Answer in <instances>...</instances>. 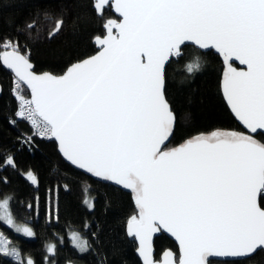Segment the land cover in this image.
<instances>
[{"label":"snow or ice","instance_id":"snow-or-ice-1","mask_svg":"<svg viewBox=\"0 0 264 264\" xmlns=\"http://www.w3.org/2000/svg\"><path fill=\"white\" fill-rule=\"evenodd\" d=\"M107 3L94 5L99 15ZM114 8L123 19L106 23L108 35L96 38L101 50L62 76L35 74L18 41L3 44L0 62L31 89V99L13 89L16 118L33 128L21 142L54 137L73 165L130 188L139 214L130 218L128 233L139 241L144 264H154L152 233L160 227L179 242V264H206L211 254L246 257L264 248V208L257 203L264 195V144L240 133H212L161 149L176 120L164 92L165 62L183 55L185 41L247 66L228 65L224 94L244 125L264 129V0H116ZM49 20L47 35L54 38L64 19ZM186 70L198 71L199 58ZM4 166L15 168L14 157ZM26 175L36 181L30 171ZM10 199L0 200V220L32 237L31 228L15 224ZM72 236L81 251L88 249L78 233ZM0 239V254L34 264ZM169 256L163 264H174Z\"/></svg>","mask_w":264,"mask_h":264},{"label":"trees","instance_id":"trees-1","mask_svg":"<svg viewBox=\"0 0 264 264\" xmlns=\"http://www.w3.org/2000/svg\"><path fill=\"white\" fill-rule=\"evenodd\" d=\"M93 4L94 0H0V51L5 50L4 43L18 41L35 72L63 73L72 63L96 52L93 38L104 35L105 21L114 17L110 6L98 15ZM46 17L64 19L62 31L54 38L47 35L53 21L45 23ZM32 21H38L37 27L29 30L26 25ZM181 51L183 55L173 58L165 69V97L176 116L165 148L214 131L246 134L220 92L225 70L234 64L226 65L212 50L203 52L185 45ZM196 58L199 70L188 72L186 66ZM12 78L0 64V200L11 198L13 220L27 225L34 235L24 236L0 220L4 237L20 251L21 260L30 258L34 264H64L69 260L82 264H141L134 239L125 230L130 218L139 214L132 193L66 163L52 139L34 137L36 148L23 144L19 138L31 130L25 120L15 116L17 100L10 91ZM252 138L264 144L263 133ZM8 156L14 157L15 168L4 166ZM29 171L36 177L35 182L26 176ZM87 199L91 200V208ZM259 204L264 207V195ZM50 212H55V217L49 216ZM72 230L88 243L84 253L70 244L68 233ZM49 245L55 246L54 253L48 252ZM167 248L177 258L174 242L164 234L158 235L154 240L155 259ZM207 263L264 264V250L244 259H207ZM0 264H20V260L0 254Z\"/></svg>","mask_w":264,"mask_h":264},{"label":"water","instance_id":"water-1","mask_svg":"<svg viewBox=\"0 0 264 264\" xmlns=\"http://www.w3.org/2000/svg\"><path fill=\"white\" fill-rule=\"evenodd\" d=\"M115 2H116V0H108V3L105 4L104 7H103V9H104L106 6H110V7H111V12H112V14L114 15V17H113V18H109V19H107V20L105 21V23H104V25H103L104 30H105L104 35H102V36H96V37L93 38L92 42H93V44H94L95 47H96V52L93 53V54L90 55V56H87V57H85V58H83V59L77 61V62L72 63L71 65H73V64H75V63H78V62H80V61H83V60H85V59H88V58H90V57H92V56H95V55L101 50V49H100V46H99V43H98V41H97L96 38H97V37L104 38V37H106V36L108 35V32H107V29H106L105 25H106V23H107L109 20L117 21V22L122 21L123 17H122L118 12L115 11V8H114ZM97 3H99V0H94L93 8H94V5L97 4ZM94 9H95V8H94ZM95 11H96V10H95ZM96 13H97V11H96ZM97 14H98V13H97ZM98 15H99V14H98ZM185 45L193 46V47H195V48H197V49H199L200 51H203V52H205V51H209V50H212L213 52L219 54V55L223 58V60H224V62H225L226 65H228V63H232V64H234L235 66L232 65L231 67L237 69L238 71H240V70H245V71H246V70H247V66H246V65H242V64H241L238 60H236L234 57H230L229 60L226 62L225 59H224V57H223V55L220 54V52H219L217 49H215L214 47L209 46V48H207V49H200L198 46H196V45L194 44V42H191V41H185L184 44L182 45V47L185 46ZM182 47H181V48H182ZM7 50L10 51L11 49H7ZM173 58H176V57H172V58H170L169 61H166V62H165V69H166V66L170 63V61H171ZM29 62H30V60H29ZM0 64H1V66H2L4 69H6V70L8 71L13 77H15L14 72H12L10 69H8L6 66H4L2 62H0ZM30 64L32 65V69H31V70L34 71L33 64H32L31 62H30ZM71 65H70V66H71ZM70 66H68V68H69ZM68 68H66V70H65L63 73L59 74V75L52 74V73H50V72H40V73L35 72V71H34V72H35V74H37V75H42V74H44V73H48V74L53 75V76H62V75L65 74V72L68 70ZM227 68H228V67H227ZM227 68H226V70H225V73H226V71H227ZM225 73H224V77H225ZM224 77L222 78V80H221V82H220V92H221L222 98H223V100H224V102H225V104H226L228 110L230 111V113L232 114V116H233L236 120H238V121L240 122L241 126H242L243 129L245 130V133H246V134H243V135L253 137V136L256 135L257 133H263V134H264V129H257L255 132H252V131H251L246 125L243 124L242 121H240V120L235 116L234 112H233L232 109H231V106H230L229 103H228L227 97H226L225 94H224V90H223V81H224ZM15 78H16V77H15ZM21 83L25 86V88H26V90L28 91V94H29V96H30V99H31V89L27 86V84H25V83H23V82H21ZM164 86H165V84H164ZM174 125H175V124H174ZM212 133H235V132H234V131H227V132H217V131H214V132H211V133H209V134H207V135H200V136H211ZM171 134H172V132L169 134L167 140H166V141L164 142V144L161 146V149H162L163 151H168V150H171V149H173V148H177V147H179L180 145L184 144V143L187 141V140H186V141H184L182 144H179V145H177V146H175V147H172V148H165V146H166V145L169 143V141H170ZM197 137H198V136H197ZM191 139H192V138H191ZM252 139H253V138H252ZM52 140H54V141L56 142V145H57V151H58L59 155L61 156V158H62L66 163L72 165L73 167H75V168H79L77 165H73L70 161L67 160L66 157L63 156L62 152L60 151L59 142H58L54 137H52ZM188 140H189V139H188ZM83 170H86V169H83ZM92 175L95 176L93 173H92ZM107 180H108V179H107ZM108 181H109L111 184L118 186L120 189H122V190H124V191L131 192V193H132V201H133V203H134L135 205H137V204H136V200H135V193H134L130 188H126L123 184H119V183H117V182L114 181V180H108ZM259 198H260V196L257 197V203H258V205L260 206V204H259ZM260 207H262V206H260ZM262 208H264V207H262ZM157 223H158V222H157ZM128 225H129V221H128V222L126 223V225H125L126 233L129 235V233H128ZM160 234H164L165 236H167L169 239H171V240L174 242V244L176 245V248H177V252H178V256H177V258H176V253H175L171 248H167V249H165V250L161 253L159 259H155V257H154V252H155V250H154V240H155V238H156L158 235H160ZM130 236H131V235H130ZM131 237L134 239V242H135V244H136L135 254H136L137 258L139 259L140 263H141V264H144L143 257L140 255V253H139V251H138V248H139V246H140V245H139V241H138L134 236H131ZM151 249H152L151 259L153 260L154 264H163L164 259L166 258V257H165V254H166V253H171V256L167 257L168 259L173 260V261H174V264H179V260H180V258H181V249H180L179 242L176 240V238H175L170 232L167 231V229H164L163 227H160L158 231L152 233ZM260 249H263V250H264V248H258L255 252H257V251L260 250ZM255 252H254V253H255ZM254 253H253V254H254ZM253 254H249V255L246 256V257L217 256V255H215V254H211V255H209V256L206 257V264H208V263H207V259H213V260H216V261H232V260H238V259L248 258V257L252 256ZM64 264H82V263H77V262H73V261L69 260V261H66Z\"/></svg>","mask_w":264,"mask_h":264},{"label":"built area","instance_id":"built-area-1","mask_svg":"<svg viewBox=\"0 0 264 264\" xmlns=\"http://www.w3.org/2000/svg\"><path fill=\"white\" fill-rule=\"evenodd\" d=\"M14 88H16L17 89V91L21 94V95H23L26 99H30V96H29V94L26 92L27 90H26V88H25V86L21 83V82H19V83H17V78H15V77H13L12 78V81H11V84H10V91L12 92V94L14 95V97L16 98V95L14 94V91H13V89ZM17 100V99H16ZM19 109V101L17 100V110ZM27 122V121H26ZM27 124H28V126L30 127V130H31V133L30 134H28V135H23V136H21L20 138H19V140L20 141H22V139L24 138V137H26V136H31V135H33V128H32V126H31V124L29 123V122H27ZM35 137H38V138H42V139H44V140H50V139H52V137H40V136H35ZM25 145H27V144H25ZM28 147H34V148H36V145H35V142H34V140H33V142H32V144H31V146H29V145H27Z\"/></svg>","mask_w":264,"mask_h":264},{"label":"rangeland","instance_id":"rangeland-1","mask_svg":"<svg viewBox=\"0 0 264 264\" xmlns=\"http://www.w3.org/2000/svg\"><path fill=\"white\" fill-rule=\"evenodd\" d=\"M27 176V175H26ZM3 200V199H2ZM92 206V203H91V200L90 199H87V206L88 207H90L91 208V206ZM9 210H10V208H9ZM0 215H2V211H0ZM53 216V217H55V212H50L49 213V216ZM2 222L3 223H5V221L4 220H2ZM15 222V221H14ZM6 224V223H5ZM15 224L16 225H18V226H27V225H25V224H19V223H17V222H15ZM11 227V226H10ZM12 229H14L15 230V228H13V227H11ZM16 231V230H15ZM18 233H20V234H22V235H24V236H26L24 233H22V232H18ZM72 233H78L77 231H69V233H68V238L70 239V244L73 246V247H75L76 248V250L79 252V253H84L85 251H81L80 250V248H78L77 247V245H76V242H75V240H74V238H73V236H72ZM79 234V237L82 239V240H84L85 241V239L80 235V233H78ZM0 237H2L3 239H7L6 237H4V235L2 234V232L0 231ZM8 240V239H7ZM9 241V240H8ZM0 243H2V239H0ZM27 259H29V258H27ZM27 259H26V261H27Z\"/></svg>","mask_w":264,"mask_h":264}]
</instances>
